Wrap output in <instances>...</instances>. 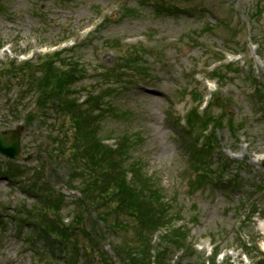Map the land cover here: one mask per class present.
Segmentation results:
<instances>
[{"label": "rangeland", "instance_id": "1", "mask_svg": "<svg viewBox=\"0 0 264 264\" xmlns=\"http://www.w3.org/2000/svg\"><path fill=\"white\" fill-rule=\"evenodd\" d=\"M29 59L77 70L69 97L12 86L4 71ZM68 99L94 117L77 146ZM17 123L19 155L0 154V264H123L119 241L135 255L101 219L117 173L152 202L151 253L264 264V0H0V132ZM96 144L117 155L100 165ZM176 228L181 245L162 249Z\"/></svg>", "mask_w": 264, "mask_h": 264}, {"label": "trees", "instance_id": "2", "mask_svg": "<svg viewBox=\"0 0 264 264\" xmlns=\"http://www.w3.org/2000/svg\"><path fill=\"white\" fill-rule=\"evenodd\" d=\"M255 42H257L259 48H261L262 43L258 40ZM55 54L57 56L59 55L58 52H55L54 55ZM26 65L27 67L34 68V70L26 68ZM25 69H27V71ZM4 72L7 73L12 86L16 84L20 85V87L23 86L22 82L25 80L24 78H27V82L23 87H25L28 92L33 91L39 93L37 104H43L45 100L48 102V105H54V98L57 100L59 95L63 94L64 90V97H69V94L66 90H71L76 78L73 74L78 73L77 70L65 72L64 70L59 69V67L54 65V61L51 59H46L40 63H34L31 60H24L19 66L7 69ZM89 101L92 103L91 99H89ZM46 102H44V104ZM83 102H85L86 105V101L83 100ZM74 104H76L74 100L68 99L67 103H64L62 109H64V113L67 112L69 115L68 119H71V128L75 131L74 140L76 141L73 144L77 146L82 139H87L89 134L92 132L90 128L93 125L92 122L94 117L91 115L92 112L85 113L83 111H71ZM43 112L44 111H42V113ZM87 146L90 148L88 144ZM96 147L100 150V156L98 157L100 165H103V162L107 157L111 156V154L114 156L117 155V153L114 151H116L118 146L111 149L109 146L96 144ZM87 156H93L91 150H89ZM129 165L132 166V164ZM128 171L133 173L131 169L125 170V172ZM114 176L117 177L114 179ZM108 179H113V183L110 182L108 186L104 185V181L107 180L108 182ZM105 180L103 181L100 188H102V190H108V187L110 189H112V187L115 188V193L110 192L109 194L115 195L117 202L115 201V205L111 204V208L108 209L103 214V216H101V219L106 222L107 220L112 221L110 224L117 227L119 230L118 233L121 231H124L125 233L130 231L131 236L129 235L127 241L131 240L130 243L134 244V246H129V248H131L132 251L135 249L137 252H135V255H133L134 251L129 252V254L128 252L125 253L124 249L121 247L120 241L116 243L114 242V244L110 243V246L115 255L118 257L119 261H121L123 264H187L184 262L183 257H178L177 260L167 262V260L171 259L166 257V255L160 251L161 249L159 247L156 248L154 254L151 253V250L154 247L150 245L147 234H153L154 231L159 227V224H157L158 217L155 219L153 216L155 210L153 209L152 202L149 201L142 192L137 191V188L134 187L133 183L135 180L131 179L130 181H126V179L120 176L118 173L106 178ZM104 204L107 203L105 202ZM162 212H164V210ZM48 227L52 230H59V227L55 224L50 225L49 223ZM118 233H114L115 236H113V238L118 237ZM179 235L180 232L177 228L168 234L164 233L161 238L165 242V245H160V247L162 249H174L177 246L179 247L181 245V241L176 239V237ZM118 238L117 240H119ZM123 238H125V236ZM139 243L140 249L136 248ZM64 245L68 246L69 244L65 243ZM259 264H261V261Z\"/></svg>", "mask_w": 264, "mask_h": 264}, {"label": "water", "instance_id": "3", "mask_svg": "<svg viewBox=\"0 0 264 264\" xmlns=\"http://www.w3.org/2000/svg\"><path fill=\"white\" fill-rule=\"evenodd\" d=\"M23 125L16 124L14 128L0 132V154L6 158L14 159L21 151V131Z\"/></svg>", "mask_w": 264, "mask_h": 264}]
</instances>
